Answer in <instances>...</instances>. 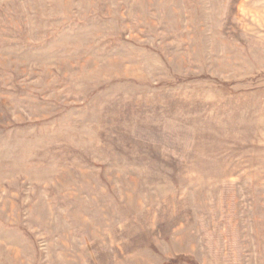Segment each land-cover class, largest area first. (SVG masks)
I'll return each mask as SVG.
<instances>
[{
	"label": "rangeland",
	"instance_id": "374dc122",
	"mask_svg": "<svg viewBox=\"0 0 264 264\" xmlns=\"http://www.w3.org/2000/svg\"><path fill=\"white\" fill-rule=\"evenodd\" d=\"M179 257L264 264V0H0V264Z\"/></svg>",
	"mask_w": 264,
	"mask_h": 264
},
{
	"label": "trees",
	"instance_id": "16d2710c",
	"mask_svg": "<svg viewBox=\"0 0 264 264\" xmlns=\"http://www.w3.org/2000/svg\"><path fill=\"white\" fill-rule=\"evenodd\" d=\"M181 260H187L185 257H179V258H175V259H171L170 261H168V262H165V263H163V264H176L177 262H179V261H181ZM189 261V260H188ZM187 261V262H188ZM189 262H191V261H189ZM192 263H194V262H192Z\"/></svg>",
	"mask_w": 264,
	"mask_h": 264
}]
</instances>
